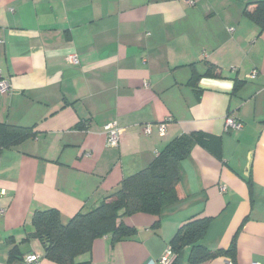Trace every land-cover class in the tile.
Masks as SVG:
<instances>
[{
    "label": "crops",
    "instance_id": "0c3cea01",
    "mask_svg": "<svg viewBox=\"0 0 264 264\" xmlns=\"http://www.w3.org/2000/svg\"><path fill=\"white\" fill-rule=\"evenodd\" d=\"M260 1L0 0V123L31 130L0 151V264H58L32 235L34 210L66 224L194 132L215 140L179 162L180 198L122 217L131 237L95 238L76 261L157 264L183 223L210 217L202 244L221 251L200 264H264V27L245 14ZM228 115L242 127L226 128ZM113 122L116 147L103 129ZM180 253L191 264L190 247Z\"/></svg>",
    "mask_w": 264,
    "mask_h": 264
},
{
    "label": "trees",
    "instance_id": "16d2710c",
    "mask_svg": "<svg viewBox=\"0 0 264 264\" xmlns=\"http://www.w3.org/2000/svg\"><path fill=\"white\" fill-rule=\"evenodd\" d=\"M245 14L264 27V1L252 10H245ZM30 132L26 127L0 123V151L20 142ZM214 140L215 136L202 132L170 140L148 166L123 178L96 206L76 213L66 224L61 222L55 208L34 210L32 235L42 244L44 257L58 264H78L76 258L90 251L95 238L110 235L111 242L115 243L131 237L135 229L124 224L122 217L138 212L157 216L162 207L176 202L182 195L179 162L188 156L193 143L212 149ZM210 220V217H194L179 227L170 242L176 255L173 264H177L185 246L190 247L191 264H200L219 254L221 250H209L202 244ZM158 225L159 221H155L153 226ZM15 252V249L10 251V262L14 261Z\"/></svg>",
    "mask_w": 264,
    "mask_h": 264
},
{
    "label": "built area",
    "instance_id": "2783aa9c",
    "mask_svg": "<svg viewBox=\"0 0 264 264\" xmlns=\"http://www.w3.org/2000/svg\"><path fill=\"white\" fill-rule=\"evenodd\" d=\"M67 61L71 64L77 65L79 64V58L76 53H70L67 55ZM257 75L256 70H251L248 74V78L253 79ZM10 85L8 81L0 79V92L6 93L9 92ZM171 120V118L166 119L164 122H159L156 126L157 131L160 135H164L166 133V124L167 122ZM143 131L145 134L151 133L152 125L151 124H145L143 126ZM225 127H231L240 129L242 127V124L234 117L228 115L225 118ZM104 132L106 134V144L110 147H116L120 141L122 128L118 127L114 122L108 123L104 127ZM223 189V188H222ZM2 192L0 191V194ZM5 212V208L0 206V216H2ZM175 253L173 252L172 248L168 246L164 252L159 256L157 260V264H173L175 260ZM38 255L36 254H30L26 256L25 262L29 264H36L38 262ZM226 264H233L231 261H228ZM252 264H259L258 262H252Z\"/></svg>",
    "mask_w": 264,
    "mask_h": 264
}]
</instances>
